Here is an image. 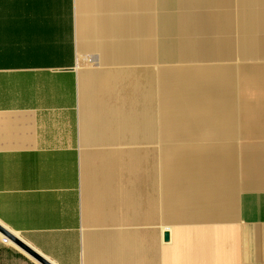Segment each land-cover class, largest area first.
<instances>
[{
    "label": "crops",
    "instance_id": "1",
    "mask_svg": "<svg viewBox=\"0 0 264 264\" xmlns=\"http://www.w3.org/2000/svg\"><path fill=\"white\" fill-rule=\"evenodd\" d=\"M0 225L47 264H264V0H0Z\"/></svg>",
    "mask_w": 264,
    "mask_h": 264
},
{
    "label": "water",
    "instance_id": "2",
    "mask_svg": "<svg viewBox=\"0 0 264 264\" xmlns=\"http://www.w3.org/2000/svg\"><path fill=\"white\" fill-rule=\"evenodd\" d=\"M0 236H3L4 239L19 247L22 251L26 252L30 255L33 259H36L41 264H47L36 252L30 250L19 238L13 236L7 229L0 225ZM168 233L164 234V241H168Z\"/></svg>",
    "mask_w": 264,
    "mask_h": 264
},
{
    "label": "rangeland",
    "instance_id": "3",
    "mask_svg": "<svg viewBox=\"0 0 264 264\" xmlns=\"http://www.w3.org/2000/svg\"><path fill=\"white\" fill-rule=\"evenodd\" d=\"M234 67V66H232ZM181 68V67H180ZM141 82L138 81V84H140ZM141 85V84H140ZM141 112V111H140ZM154 155L151 156V154L149 156H147L146 152H143V168H144V177L146 176H150L151 173L155 172L156 173V167L155 165H153L155 162V157H153ZM145 186L147 185L146 183H144ZM145 191H146V187H145ZM217 201V199H214L212 201V204H215ZM214 212V209H211ZM210 210V211H211ZM204 212V210H202V213Z\"/></svg>",
    "mask_w": 264,
    "mask_h": 264
},
{
    "label": "bare ground",
    "instance_id": "4",
    "mask_svg": "<svg viewBox=\"0 0 264 264\" xmlns=\"http://www.w3.org/2000/svg\"><path fill=\"white\" fill-rule=\"evenodd\" d=\"M142 152H145V151L142 150ZM3 239H4V238H3ZM4 240L7 241L6 239H4Z\"/></svg>",
    "mask_w": 264,
    "mask_h": 264
}]
</instances>
